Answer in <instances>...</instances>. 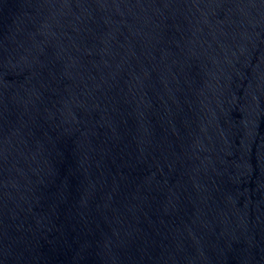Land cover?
<instances>
[{
  "label": "water",
  "instance_id": "1",
  "mask_svg": "<svg viewBox=\"0 0 264 264\" xmlns=\"http://www.w3.org/2000/svg\"><path fill=\"white\" fill-rule=\"evenodd\" d=\"M0 264H264V0H0Z\"/></svg>",
  "mask_w": 264,
  "mask_h": 264
}]
</instances>
